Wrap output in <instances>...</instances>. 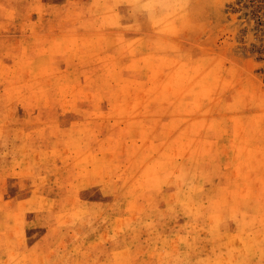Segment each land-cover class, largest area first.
Here are the masks:
<instances>
[{"label":"rangeland","instance_id":"374dc122","mask_svg":"<svg viewBox=\"0 0 264 264\" xmlns=\"http://www.w3.org/2000/svg\"><path fill=\"white\" fill-rule=\"evenodd\" d=\"M0 264H264V0H0Z\"/></svg>","mask_w":264,"mask_h":264}]
</instances>
